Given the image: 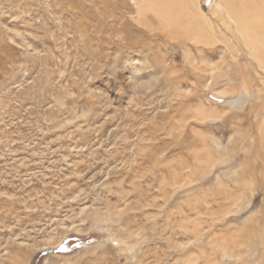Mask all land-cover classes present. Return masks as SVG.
<instances>
[{"label":"rangeland","instance_id":"1","mask_svg":"<svg viewBox=\"0 0 264 264\" xmlns=\"http://www.w3.org/2000/svg\"><path fill=\"white\" fill-rule=\"evenodd\" d=\"M82 1L0 0V264H22L17 257L22 249L31 254L28 264L76 259L98 243L115 248L110 264H146L151 259L144 261L141 246L153 247L159 235L175 231L193 203L206 207L213 191H236L245 182L260 190L262 176L254 171L264 169V147L252 149L246 141L250 132L253 140L258 136L255 126L249 132L248 124L240 123L248 133L240 129L229 136L231 115L245 113L255 101L231 108L220 104L216 91L196 86L178 45L183 38L193 48L194 36L184 35L175 23L166 26L150 12L141 18L132 0H113L117 9L106 0ZM231 2L216 7L213 0H198L197 5L215 22L220 20L214 12L220 10L227 22V6L237 5ZM119 14L131 25L130 34L116 24ZM130 35L135 46L128 47ZM208 41L220 45L216 38ZM193 49L189 59L198 69L210 67L209 59ZM184 74L189 78L184 80ZM225 86L219 78L220 94ZM202 95L203 105L218 113L203 118L196 111ZM246 157L249 162L243 164ZM187 165L181 172L189 175L177 182L174 175ZM200 179V190L180 187ZM241 191L247 199L244 211L228 215L218 227L233 221L237 229L262 214L261 193L251 187ZM105 203L109 215L103 214ZM93 207L99 209L98 219L89 221ZM127 214L136 215L133 230L118 224ZM72 221L81 230L65 233L56 249L38 248L61 237ZM110 227L129 237L128 245L119 243ZM236 229L222 235L228 238ZM133 244L137 247L130 252ZM226 244L229 251L235 246ZM219 251L217 264H238ZM261 254L253 261L248 255L243 263L264 264Z\"/></svg>","mask_w":264,"mask_h":264},{"label":"bare ground","instance_id":"2","mask_svg":"<svg viewBox=\"0 0 264 264\" xmlns=\"http://www.w3.org/2000/svg\"><path fill=\"white\" fill-rule=\"evenodd\" d=\"M106 1L108 3H112L111 8L117 9L119 6L118 1H114V2H112L113 0H106ZM138 1L141 4H139ZM223 1L225 0H213V3L216 5V7H220ZM132 2L134 3L135 7L138 8V13L141 14V18L144 19L147 18L148 17L147 13L150 12L153 18L163 22L164 24L166 23L165 24L166 26H169L171 22L172 24L175 23L178 27H180V30L181 32L184 33V35L194 36L193 38L194 49L192 47H187L188 43L183 38L178 39L179 41L178 45L181 48V50H183V54L185 55L183 57L186 58V63L190 66L191 71L195 73L196 77L194 81L195 83L197 82L196 86L202 88L201 91L211 88L213 91H216V93L218 94L220 104L225 106L226 105L230 106L231 108H239V109L243 108V106L246 105L244 104V101L246 102L248 101V99L255 101L254 103L250 101L252 104H249L247 106L246 108L247 110L245 113H241V114L233 113L231 115V122L229 124V126L231 127L230 130L231 132L229 136L233 137L236 133L240 132V129H242L240 128L241 126H238L240 125V123H247L249 127L248 131L250 130L251 125H254L258 134V136L254 138V140L252 136L254 134H251L250 131H249L250 133H248V131L245 130L243 131L242 129L243 131L242 133L244 134H246V132L248 133L247 135H249V137L246 138V141L250 143L252 149H257L259 145L264 147V126H262V123L264 124V97H262L263 95L262 96L260 95L261 91H263L264 94V0H236V1L232 0L231 3L233 5L236 3L237 5L235 8H233V6L232 8L227 6V11H225L226 18L228 19L227 22H224L223 20L224 18L222 17L223 14L220 10L214 12L215 16L218 17L219 18L218 20L220 21L215 22L214 20H211L208 16H206V14L203 11L200 10L199 6L197 5L198 0H132ZM175 2L177 4V9L175 8ZM79 9L80 8H78V10ZM123 17H124L123 14L117 15L116 24L119 23V25L122 26V31L124 29L130 34L131 25L125 22L124 21L125 19ZM131 35L130 38L128 39L129 41L127 42L128 47H130L129 44L135 46V43L134 44L132 43L133 40L131 39L133 38ZM207 37L209 39L216 38V41H219L218 44L220 45H217L218 47H214L215 45L210 43ZM203 43L209 46L207 48V52L201 49L203 48L204 45ZM192 49L198 50L199 54L203 56V59L208 58L209 60H207L206 63L209 66L210 65L211 66L206 68L201 65L203 69H198V67L192 61L193 59L192 60L189 59V57H192L191 55ZM204 54H206L207 56ZM215 58L216 59L218 58V60H214ZM159 61L163 62L162 57H160ZM215 69L217 70L215 71ZM187 78L189 77L186 74H184V80H186ZM219 78H223L226 83L225 86L226 89L225 88L222 89L223 92H221V94L216 88L219 84ZM139 83L141 82L140 81L136 82L132 80V84L134 85ZM200 98L201 100L199 99V102L196 104L197 105L196 111L200 112L203 115V118L212 116L216 112L218 113V111L215 108L205 107L203 105L204 104V101L202 100L203 95ZM251 114H253V117L250 116ZM250 117H252L253 118L252 120H254L253 124L249 123L251 122V119H249ZM263 159L264 157L261 159L262 161L261 163H263ZM248 160H249L248 157H246L245 160L243 159L242 160L243 164L248 163L249 162ZM187 167L188 165L182 167L181 169H179L180 171L174 175L175 180L177 182L181 181L179 179L182 178L183 176L189 175V173L183 174V172H181L184 171ZM191 168L195 169L193 168V166H191ZM263 171H264L263 167L262 168L260 167L259 169L256 168V171H254L257 173L259 172V175L261 174L262 176L261 183H259L260 190L259 189L256 190L254 187H252V184L250 183L249 184L247 182L240 183L241 185L244 184L243 186L246 188L251 187V190H255L258 193H261V195L263 196V198H260L261 199L260 208L262 209L261 212H259L262 214L257 216V218L254 217L256 214L253 215V218H251L252 221L253 219H255L253 222L247 221L246 223L241 224L243 226L239 224L240 226H238L237 229L235 226L238 224L233 221L227 222L228 224L226 226H221V227L217 226V223L226 220V217L228 215L236 216L239 215L242 211H244L243 204H244V200L246 199L242 197L243 191L241 190L244 189V187L242 188L238 186L237 190L235 191L234 189L227 190V188L222 185L225 189H221L223 191H221L220 189L216 192L213 191L210 194L211 195L210 200L206 199V207L202 205L203 203H199L200 201L193 203L196 205L193 206L192 208H189L190 213L186 212L185 219L181 223H179L178 226H176L177 228L175 231L173 229L172 232L169 233L167 237L163 236V234L159 235L160 239L158 238V240L155 239L156 241H152L154 242L153 247H151L150 245L144 247L141 246L140 251L143 254L142 258L144 259V261H146L148 258L151 259V262H149L150 260L149 261L147 260L149 263L146 261L147 262L146 264H217L216 252L219 250L220 251L222 250L223 255L226 256L225 259L229 258L230 261L234 259L235 262L236 261L238 262V264H245L243 263V260L248 255L252 257V261L255 255H258L259 252L260 254L262 253L261 255L263 256L264 253V176H263L264 173ZM244 177H242V181ZM237 180L239 182V178L238 179L234 178V182H237ZM217 181H219L220 183V180ZM196 184H189V182H184L180 184V187L182 188L184 187L182 190H186L187 189L186 186L196 187L199 189V187L202 185V180L200 179ZM198 193L199 192H197V195ZM186 194L188 195V192L185 193V195ZM78 197H80L79 194L75 195L74 199ZM191 198H196V197L193 196ZM109 208L110 206L107 203L105 205L103 214L109 215L110 214ZM85 210H87L85 206L79 208L78 211L79 215L83 214ZM98 211L99 209L95 207L92 208V210L89 213V215H91L89 221L98 219L97 218L99 214ZM135 217L136 215L134 214H127L125 218L124 217L122 219L119 218L117 219V221L118 224L122 225L124 229L127 228L130 230V227L132 229V224L134 223L133 221L135 220ZM83 220L84 221L88 220V218ZM166 222L170 223L171 221L170 222L164 221L163 224H165ZM249 222H251L252 224H249ZM160 228L162 229L163 227L161 226ZM79 229H80L79 224H76L75 221H72L69 225H65L63 231L61 232V237H59L56 240L43 243L38 248L51 247L56 249L58 247L57 246L58 242H60L61 238L65 235V233L67 232L69 233V231H79ZM111 229L112 231H114L119 243L128 245L127 240H129V237L123 236L121 233L119 234L117 229H113V228ZM166 229L170 230L169 228ZM232 229L233 230L236 229L235 231L237 233H234L228 238L227 236H223L225 230L228 231ZM161 232H165V231H161ZM228 234H230V232ZM135 238L136 237H134V239ZM228 241L230 242V244L232 243V245H235L233 247L230 246L232 248V249L230 248L231 249L230 251L226 250L227 248H224L225 245H227L226 243ZM138 244L139 243L137 242V245ZM258 244L263 245L262 249H259L257 247ZM23 245H25V243ZM244 246L245 249L244 248L241 249V247ZM128 247L129 249H135L137 246L136 244H133ZM114 249L115 248L112 247V245L109 243H98L91 250L87 249V251L79 258L76 257V259L63 260V261L60 259L51 258L47 262V264H110L116 256ZM18 254L19 255L17 257H21L20 260H22L21 261V263L23 262L22 264L29 263L28 261L31 254L29 253L28 249L19 250ZM20 260L18 261L20 262ZM222 263L220 262V264ZM224 263L226 264V262ZM252 264L254 263L252 262Z\"/></svg>","mask_w":264,"mask_h":264},{"label":"clouds","instance_id":"3","mask_svg":"<svg viewBox=\"0 0 264 264\" xmlns=\"http://www.w3.org/2000/svg\"><path fill=\"white\" fill-rule=\"evenodd\" d=\"M129 251L131 252V251H133V249H129Z\"/></svg>","mask_w":264,"mask_h":264}]
</instances>
